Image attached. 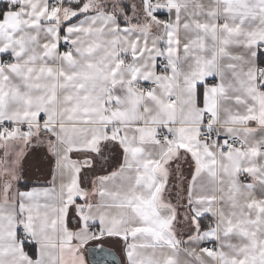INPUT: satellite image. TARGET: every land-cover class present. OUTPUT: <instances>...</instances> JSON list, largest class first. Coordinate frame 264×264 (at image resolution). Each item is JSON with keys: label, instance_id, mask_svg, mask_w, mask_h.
Wrapping results in <instances>:
<instances>
[{"label": "snow or ice", "instance_id": "6c2138e0", "mask_svg": "<svg viewBox=\"0 0 264 264\" xmlns=\"http://www.w3.org/2000/svg\"><path fill=\"white\" fill-rule=\"evenodd\" d=\"M0 264H264V0H0Z\"/></svg>", "mask_w": 264, "mask_h": 264}, {"label": "crops", "instance_id": "0c3cea01", "mask_svg": "<svg viewBox=\"0 0 264 264\" xmlns=\"http://www.w3.org/2000/svg\"><path fill=\"white\" fill-rule=\"evenodd\" d=\"M106 247H109L108 245H106Z\"/></svg>", "mask_w": 264, "mask_h": 264}]
</instances>
